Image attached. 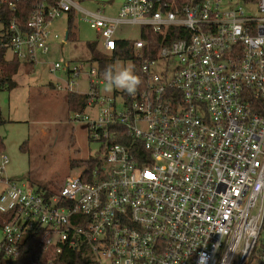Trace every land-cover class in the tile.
Listing matches in <instances>:
<instances>
[{"label": "built area", "instance_id": "1", "mask_svg": "<svg viewBox=\"0 0 264 264\" xmlns=\"http://www.w3.org/2000/svg\"><path fill=\"white\" fill-rule=\"evenodd\" d=\"M69 11L108 56L128 41L117 31L139 29L127 62L140 83L100 98L95 63L62 68L63 95L88 75L71 115L102 165L33 191L4 175L1 153L0 264H55L63 250L93 264H264V0H124L114 18L57 0L34 7L25 31L10 23L2 46L34 65Z\"/></svg>", "mask_w": 264, "mask_h": 264}, {"label": "rangeland", "instance_id": "2", "mask_svg": "<svg viewBox=\"0 0 264 264\" xmlns=\"http://www.w3.org/2000/svg\"><path fill=\"white\" fill-rule=\"evenodd\" d=\"M73 1L82 11L99 13L109 18H114L124 3V0ZM83 19L81 13L74 14L73 30L77 39L64 43L66 15L52 21L46 29L49 38L47 53L36 54L32 70L28 66H20L14 77V89L0 91V112L5 121L0 126V136L4 143L3 155L8 160L4 175L17 185L33 191L41 187L50 191L57 190L67 177L81 171V167L71 168L70 162L95 157L100 152L101 143L88 139L87 126L74 121L71 113H67L63 94L48 86L65 87L67 75L62 68L66 64H82L84 72L89 71L86 45L95 42L100 49L101 39ZM115 37L137 39L139 29L124 27L117 31ZM55 63L61 65V69L50 74L48 69ZM90 78L98 81L94 76ZM105 84L104 80L96 89L100 98H112L120 90L113 88L106 91ZM88 90V75L81 73L71 91L82 95L88 94ZM2 238L0 227V241Z\"/></svg>", "mask_w": 264, "mask_h": 264}, {"label": "trees", "instance_id": "3", "mask_svg": "<svg viewBox=\"0 0 264 264\" xmlns=\"http://www.w3.org/2000/svg\"><path fill=\"white\" fill-rule=\"evenodd\" d=\"M56 1L57 0H5V2H0V91H10L16 87L14 77L17 75L21 65L28 66L30 70L33 68L32 63H22L12 54L7 57L9 51L2 46V43L7 40L8 25L14 22L19 30L25 31L34 7L39 4L49 7L55 5ZM74 14L73 11H69L66 14L67 29L65 41H76L77 36L73 30ZM150 37L151 40L154 39V36ZM86 47L89 53L87 62L89 64H96L95 67L99 78H104V70L109 64H113L117 60L125 62L132 58V41L129 40L118 42L117 48L111 56L100 53L95 42L87 44ZM48 86L52 85L49 84ZM52 89L55 90L53 86ZM63 98L67 113L82 111L85 99L83 95L64 94ZM3 124H5V121L0 112V126ZM88 139L92 141L90 133ZM3 151L4 143L0 138V154L3 153ZM100 165H102V162L98 157H88L83 160L72 161L69 164L71 168L81 167L87 170H91ZM39 190L46 189L41 187ZM88 254L89 253L85 250H63L55 260V264H93ZM248 264L252 263L249 262Z\"/></svg>", "mask_w": 264, "mask_h": 264}, {"label": "clouds", "instance_id": "4", "mask_svg": "<svg viewBox=\"0 0 264 264\" xmlns=\"http://www.w3.org/2000/svg\"><path fill=\"white\" fill-rule=\"evenodd\" d=\"M134 65L129 62L117 60L109 64L104 70V79L106 81L105 90L111 91L113 88L121 89L129 94L136 91L140 79L133 73Z\"/></svg>", "mask_w": 264, "mask_h": 264}, {"label": "crops", "instance_id": "5", "mask_svg": "<svg viewBox=\"0 0 264 264\" xmlns=\"http://www.w3.org/2000/svg\"><path fill=\"white\" fill-rule=\"evenodd\" d=\"M77 36V35H76ZM65 37H66V31H65V33H64V39H65ZM77 39V38H76ZM66 42V41H65ZM10 52L9 53H7V57H9L10 56ZM32 70V69H31ZM53 86V85H52ZM50 87V86H49ZM54 87V86H53ZM55 91V90H54ZM0 138H1V136H0ZM2 139V138H1ZM3 141V140H2Z\"/></svg>", "mask_w": 264, "mask_h": 264}]
</instances>
